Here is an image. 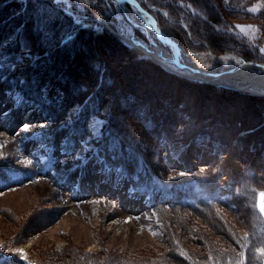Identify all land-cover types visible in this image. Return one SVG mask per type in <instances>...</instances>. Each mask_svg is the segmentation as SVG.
Returning a JSON list of instances; mask_svg holds the SVG:
<instances>
[{
    "label": "rangeland",
    "instance_id": "374dc122",
    "mask_svg": "<svg viewBox=\"0 0 264 264\" xmlns=\"http://www.w3.org/2000/svg\"><path fill=\"white\" fill-rule=\"evenodd\" d=\"M10 1L19 4L14 16L26 13L29 0L3 2ZM52 1L71 25L58 43L73 50L68 61L54 55L57 44L46 45L50 57L31 52L20 27L0 40V262L264 264L256 209L264 191V104L252 101L264 100V91L203 83L151 58L170 50L148 40L112 1ZM138 2L175 34L184 61L215 72L243 62L264 66V0H210L225 18L217 26L193 0H162L169 19L150 0ZM192 17L237 45L216 49L198 37ZM34 25L39 42L49 40V27ZM82 30L88 34L74 42ZM138 48L147 53L138 56ZM79 49L88 54L74 60ZM104 77L114 86L101 99ZM79 83L83 103L52 121L45 107ZM36 85L45 107L35 100ZM135 161L149 180L132 187L125 173ZM192 179L199 183L184 185ZM153 187L176 194L160 200ZM185 188L197 203L175 202Z\"/></svg>",
    "mask_w": 264,
    "mask_h": 264
},
{
    "label": "trees",
    "instance_id": "16d2710c",
    "mask_svg": "<svg viewBox=\"0 0 264 264\" xmlns=\"http://www.w3.org/2000/svg\"><path fill=\"white\" fill-rule=\"evenodd\" d=\"M4 0H1V3ZM149 1V0H148ZM152 4L164 9L167 13H168V6L164 5L161 1L162 0H150ZM196 1L198 4H200L202 6V9L205 10L207 12V14L210 16V20L212 25L217 26V21L218 20H224L225 18L218 15V11L214 10L211 6H210V0H193ZM236 2L240 1V0H235ZM219 4H221V0H218ZM18 2L16 1H10L9 3L7 2H3V6H8L6 9H1L0 8V21H4L6 19V21L1 24L2 26L0 27V40H4L6 38L9 37V35L14 31L15 28L20 27L21 33H23V37L24 40L27 42V46L28 49L32 50L31 52L37 53L41 56L45 57H50V52L47 54H43L45 49H46V45H50L52 44L53 46H55L57 44V49H55V54L59 55V57L61 59H63L64 61H68L69 60V54L71 55V52L73 50H71L70 47H62L59 48L60 45H58L60 38L64 35L63 33L64 30L61 32V28L66 25H68V27H70V23H69V19H67V17L65 16L64 13H62L61 11V7L60 5L58 6L57 3H55L52 0H29L28 4H26V9H24L23 11L26 12L24 15H13L14 11H18L19 10V4H17ZM142 4V1H141ZM28 5V6H27ZM149 5V4H148ZM144 6V5H142ZM167 8H166V7ZM42 7L41 13H39L38 8ZM148 7V6H146ZM224 9L226 8L223 5ZM263 11L261 12V18L264 22V8L262 9ZM231 11H227V9L224 10V13L226 16H229ZM50 16H49V15ZM13 15V16H12ZM68 15V14H67ZM155 16V18L157 19L158 15L154 12L153 14ZM171 14L168 13L167 15V19H169L168 17ZM65 16V17H64ZM11 17V18H9ZM222 17V19H221ZM8 18V20H7ZM220 18V19H219ZM188 19V18H187ZM47 20V21H45ZM189 20V19H188ZM8 21V22H7ZM158 21V20H157ZM226 21V20H225ZM190 23H192V25L194 26L193 28L195 29L196 34L198 35V37H202L204 40H206L207 43H209L210 45L216 47V49H222L223 47H225V45L230 44V45H237L236 43H234L231 40V36L230 37H226L224 39L223 36H221L219 33H215L212 28L210 26H208L206 23L202 22L198 17H192V19L189 20ZM219 22V21H218ZM172 25H178L181 28L183 27L184 30H186L187 32H191L189 29V26L182 22L181 20H176L174 19V21L171 22ZM5 24L11 25L9 27H7V36L5 35L6 33H4V27ZM35 24V25H34ZM37 25H43V26H47L49 27V31H50V37L49 40L44 41L42 43L39 42V38L37 36H35V33L33 30V25L36 26ZM22 25V26H21ZM70 25V26H69ZM75 27V24H73ZM182 28V29H183ZM67 30V28H66ZM60 33V34H59ZM83 34H88V31H84L82 30L81 33L79 34V37L77 39H75L74 42H78L80 40V38H82ZM81 35V36H80ZM90 35V34H89ZM74 40V39H73ZM89 41V40H88ZM46 42V43H45ZM45 43V44H43ZM70 52V53H68ZM87 53L86 49H79L77 52L75 51L73 53V55H75L73 57L74 60H78V57L80 56H84ZM56 55V56H57ZM53 65V64H52ZM112 72V70L110 71V73ZM6 73V71L4 72V70H0V77H2L4 74ZM97 70L96 72H93L92 75V79L90 80L89 84L92 86H95L96 83V79H97ZM112 77H114L113 72L111 73ZM107 79L110 80V77H108ZM100 83V87L103 88L102 90L99 91V95L102 99V97H104L105 95L108 94V92L113 88V84L110 85L109 83L106 82V78L104 77L102 82ZM205 83V82H203ZM83 87H82V86ZM109 85V86H108ZM41 86V85H40ZM39 85H36L35 88L36 92H35V100H37L39 102V104H43L42 107H45V104L43 103L44 100L42 99V92ZM92 86V87H93ZM30 90L34 89V85H30ZM86 86H84V83H79L76 87V91L74 92V94H68L67 90L64 89L65 91V95L59 99L60 102L57 103H53V105H47L45 108L48 110V117L52 119V121H62L65 117V114L67 112V110L75 105L81 104L83 103V100L86 98L85 93H86ZM85 90V91H84ZM238 91V90H237ZM31 92H29L27 95L30 97L31 95H29ZM102 101V100H101ZM253 103L257 106H259V104H264V100H261L260 98H256L255 100L252 99ZM47 117V116H46ZM45 117V118H46ZM191 145H194V143H192ZM121 147V146H120ZM135 163V168H134V172L132 173V171L129 173L128 176H130L131 180H132V185H136V184H141V183H147L149 180V175L148 173L142 168H137L136 167V163L137 161L134 162ZM141 169V171H139ZM147 169V168H146ZM131 174V175H130ZM199 180L198 179H192L186 183H184V185H192L195 186L196 182ZM151 186V185H150ZM148 187V186H146ZM153 188H158V190L162 193V195H174L176 193H169L168 189H164L162 187H153ZM186 189L189 188H185L182 189V195L180 196L181 198H178L177 196H172L175 200V202H177V200L179 201L180 204H186V205H191L194 203H197L198 201H195L196 198L190 197L189 196V191H185ZM178 204V202H177ZM1 255V254H0ZM0 264H6V263H1Z\"/></svg>",
    "mask_w": 264,
    "mask_h": 264
},
{
    "label": "bare ground",
    "instance_id": "6f19581e",
    "mask_svg": "<svg viewBox=\"0 0 264 264\" xmlns=\"http://www.w3.org/2000/svg\"><path fill=\"white\" fill-rule=\"evenodd\" d=\"M109 1H112V3H114L123 12L125 17L131 23L134 24L135 28H140L143 31V33L146 35L148 40H150V41L156 40L155 45H157L159 47L160 46L159 43H161V44L167 46L170 50L169 53H166L160 49L156 52V56H152V54H150L151 58L154 57V59H155V57H156L157 61H160L161 63H163L167 66L176 67V65H175L176 63H179L181 65L183 64V67L181 70L182 72L184 71L187 73H191V75L194 78H196L197 80H200L202 82H209V83H215V84L218 83L220 86H223L229 90H235V89L240 90L241 88L254 87L256 89L264 91V66L262 64H257L254 62H243V63L236 65V66L224 68L227 70L221 69L220 70L221 72L205 70L202 67L196 66V64L184 61V59L182 58V55H181V51H180V47H179L178 42H177V45H178L180 52H179L177 58H176V56H174L175 38H173V37H175V34L170 29L168 30L165 27H162L158 23V21L154 17V15H151L150 12L145 10L141 6V4H139V2L137 0H136V2L142 8V10H143L142 12L138 11L131 3H129V1H127V2H125V0H109ZM147 14H150L151 16H153L154 20L157 21L158 25L156 28H154L152 26L151 21L148 18ZM152 37L154 40L152 39ZM135 51H138L140 53L138 55L140 57L142 56V54L145 55L147 53L146 50H143V49L141 50L140 48L135 49ZM234 128H236V127H234ZM204 146H205V144H204ZM204 146H202V147L205 149L206 147H204ZM38 216H39V214H38Z\"/></svg>",
    "mask_w": 264,
    "mask_h": 264
},
{
    "label": "water",
    "instance_id": "95a60500",
    "mask_svg": "<svg viewBox=\"0 0 264 264\" xmlns=\"http://www.w3.org/2000/svg\"><path fill=\"white\" fill-rule=\"evenodd\" d=\"M129 1V3H131L138 11L142 12V8L140 7V5L136 2V0H125V2ZM148 18L150 19L151 21V24L154 28L157 27V21L154 20V17L151 16L150 14H147ZM174 45H175V52H174V56H176V58L178 57V54H179V48H178V45H177V42L175 41L174 42ZM177 68L181 69L182 70V67H183V64H179V63H176L175 64ZM262 194H264V191H261L258 193L257 195V201H256V208L257 210L259 211L260 215L263 217L264 219V211L261 210L262 206H264V201H262Z\"/></svg>",
    "mask_w": 264,
    "mask_h": 264
},
{
    "label": "snow or ice",
    "instance_id": "6c2138e0",
    "mask_svg": "<svg viewBox=\"0 0 264 264\" xmlns=\"http://www.w3.org/2000/svg\"><path fill=\"white\" fill-rule=\"evenodd\" d=\"M262 201H264V194H262ZM261 210L264 211V206H262Z\"/></svg>",
    "mask_w": 264,
    "mask_h": 264
}]
</instances>
